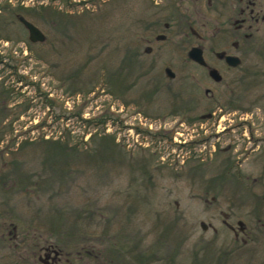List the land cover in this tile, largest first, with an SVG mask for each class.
<instances>
[{"label":"rangeland","instance_id":"374dc122","mask_svg":"<svg viewBox=\"0 0 264 264\" xmlns=\"http://www.w3.org/2000/svg\"><path fill=\"white\" fill-rule=\"evenodd\" d=\"M147 2L0 0L7 8L4 35L27 38L18 13L46 37L19 63L17 77L2 75L0 91L12 116L0 121V177L6 181L0 186V241H16L9 239L16 225L21 241L61 249L62 264H264V157L251 151L249 139L233 130L205 141L204 123L154 120L172 104L164 92L162 103L142 106L153 115L149 119L109 95L110 87L123 91L124 46L141 32ZM219 12L201 4L189 13L200 31L205 22L215 27L210 19ZM218 37L226 35L210 39ZM0 44L5 51L12 46ZM178 49H184L181 39ZM251 49L245 65L263 71L264 25ZM131 74L138 102L144 80ZM262 79L251 76L220 98L251 100L264 92ZM249 108L248 120L264 115V104ZM219 109V130L234 125V111ZM228 156L239 161L237 169H227ZM225 213L232 226L241 221L246 227L237 240L223 224ZM9 260L0 250V264Z\"/></svg>","mask_w":264,"mask_h":264},{"label":"flooded vegetation","instance_id":"af4514ba","mask_svg":"<svg viewBox=\"0 0 264 264\" xmlns=\"http://www.w3.org/2000/svg\"><path fill=\"white\" fill-rule=\"evenodd\" d=\"M201 4L207 9L218 8L220 12L218 17L210 19L216 22L215 27L209 28L210 23L205 22L202 23L200 31H197L193 27L194 17L189 12ZM145 9L147 12L142 19L141 32L132 37L133 39L129 35L124 46L123 91L116 93L110 87L108 92L111 99L122 101L126 109L134 106L137 114L149 119L148 116L153 115L146 114L143 107L149 103L154 105L162 103L165 97L162 98L160 95L164 92L172 104L165 114L154 115V120L176 118L179 125L189 126L196 123H202L203 126L204 123V128L208 132L205 141H209L211 136L226 138L234 130L249 139L251 151L258 152V158L262 159L264 157V115L258 118L251 114L249 120L247 117L252 110L249 106H263L264 92L258 93L251 100L228 97L223 101L220 97L229 91L233 93L251 76H257L261 80L264 78V70L253 72L254 67L245 65L248 55L254 52L251 47L260 26L264 25V0H148ZM5 10L7 8L0 5V22ZM14 15L16 21L27 32V38L14 40L4 35L0 24V42L12 44L9 51L1 50L0 44V90L3 87V73H8L6 77L9 79L17 77L19 63H25L31 58V54L34 55V47L46 43V40L42 43L31 42L27 28L18 20L20 14ZM31 23L40 29L36 24ZM219 24H222V28L218 27ZM212 33L213 36L225 33L226 37L212 40L210 39ZM179 39L183 44L182 50L178 49ZM193 48L199 50L203 63L190 58L189 52ZM226 57L234 58L237 65L229 64ZM211 71L215 72L211 74ZM131 73L134 74V79L144 80L145 90L142 97L139 95L141 102H136L131 96ZM259 83L263 84L261 81ZM1 94L0 91V121L12 116L11 109L3 102ZM74 94L80 93L76 90ZM245 101L247 104L244 103ZM197 106H203L205 112L196 114ZM217 106L224 107L225 111H234V125L230 124L219 130L224 115L221 114L223 109H219V113L216 112ZM76 116L80 114L77 113ZM230 126L232 129L229 128ZM211 128L221 133L211 135ZM142 132L151 138H157V133ZM255 134L259 137H255ZM173 140L183 146L186 142L185 140L177 141L176 136ZM241 140L246 142L245 138ZM231 148V145H228L224 154ZM239 151L241 152V149ZM224 160L227 169H237L239 166V161H235L231 156L225 157ZM5 184V179L0 177V186ZM224 217L223 224L233 233L236 240L240 234H245V225L241 227L238 225L241 221L237 222V228H235L226 220L229 218L226 213ZM10 233L11 231L8 235ZM1 238L4 239L3 234ZM9 239L16 241H0V250L3 254L9 255L10 264H62L64 254L61 249L48 242L21 241L23 237L17 233L16 225L12 227V236ZM242 241L246 242L244 239ZM64 261L67 262L68 259L65 258Z\"/></svg>","mask_w":264,"mask_h":264},{"label":"water","instance_id":"95a60500","mask_svg":"<svg viewBox=\"0 0 264 264\" xmlns=\"http://www.w3.org/2000/svg\"><path fill=\"white\" fill-rule=\"evenodd\" d=\"M18 20L27 28L28 32H29V40L31 42H44L46 40V37L44 35V33L38 29L35 25H33L31 22H29L28 20H26L23 16H19ZM189 56L190 58H192L194 61L203 63L202 59H201V54L199 52V50L197 48H193L190 50L189 52ZM227 61L229 62V64L236 66L237 63L233 60L234 58L232 57H226ZM215 71H211V74H213ZM238 225L241 227L243 226L242 222H239ZM201 228L203 230H206L207 226L204 223L200 224Z\"/></svg>","mask_w":264,"mask_h":264}]
</instances>
